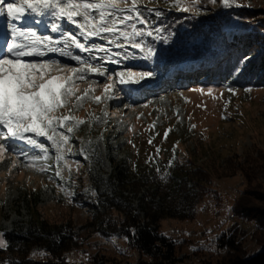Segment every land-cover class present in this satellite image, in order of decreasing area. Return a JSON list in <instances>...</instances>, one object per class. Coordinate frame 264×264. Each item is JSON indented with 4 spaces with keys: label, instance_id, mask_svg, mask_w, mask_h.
Wrapping results in <instances>:
<instances>
[{
    "label": "rangeland",
    "instance_id": "rangeland-1",
    "mask_svg": "<svg viewBox=\"0 0 264 264\" xmlns=\"http://www.w3.org/2000/svg\"><path fill=\"white\" fill-rule=\"evenodd\" d=\"M128 5L131 6V0ZM137 9L139 18L136 11H123L118 18L106 16L109 21L117 19V31L96 36L82 34L76 26L81 24L84 33L92 31L93 24L99 27L100 23L93 19L98 14L95 9L89 10L91 24L80 16L74 17L76 23L66 18L58 20L51 12L43 16L29 13L19 21L0 23V57L15 58L5 50V45L12 42L13 24L60 41L55 45L58 51L54 59L63 68L61 74L72 76L74 94L65 98V107L56 115L75 118L58 129L69 137L64 160L59 163L60 177L55 175V149L45 137L27 134L48 150L46 160L35 159L44 156L38 147L0 139V144L6 147L0 153V243L3 246L6 231L29 221L32 207L29 201L34 202L31 197L38 193L41 195L36 208L44 218L53 222L68 219L79 222L87 218L84 211L72 209L71 195L89 188L93 177L109 175L111 157L131 158L139 163L177 157L206 167L212 164L219 167L234 153L245 150L264 153V88H243L226 80L200 84L199 80L207 72L202 68L206 64L204 57L213 52L221 31L237 32L242 25L252 22L234 13L251 10L264 13V0H235L229 7L224 6L223 0H138ZM124 16L132 19L121 25L119 19ZM213 23L215 32H209L208 24ZM53 24L60 25L58 31H51ZM133 26L142 34L135 35ZM175 30L181 37H172ZM27 35L30 44L32 37ZM70 35L89 51L65 47L63 41ZM134 43L140 44L143 51L133 47ZM60 49L79 55L81 62L61 56ZM21 60L49 61L28 57ZM89 65L97 71L89 72ZM69 68L79 71L69 73ZM99 71L104 75H99ZM122 72L147 75L135 83H120ZM78 75L84 78L78 79ZM104 84L112 86L108 94L104 93ZM97 96L101 97L100 102L96 101ZM77 120L85 122L77 126ZM68 127H72L71 133H67ZM260 181L264 184V176ZM213 188L218 191L219 199L207 197L198 206L194 220L162 221L163 233L178 245L179 264H224L229 253L227 247L220 246L221 240H234V245L242 248L245 260L264 253V228L233 212L236 199L248 188L245 176L237 173L215 179ZM97 253L133 263L139 258L124 239L97 234L67 257L81 263Z\"/></svg>",
    "mask_w": 264,
    "mask_h": 264
},
{
    "label": "trees",
    "instance_id": "trees-1",
    "mask_svg": "<svg viewBox=\"0 0 264 264\" xmlns=\"http://www.w3.org/2000/svg\"><path fill=\"white\" fill-rule=\"evenodd\" d=\"M234 14L252 22L237 32L221 31L213 52L204 57L206 64L202 68L207 72L199 79L200 84L226 80L243 88H264V13L251 10ZM208 25L209 32H215L214 23ZM178 32L172 37H181ZM242 57H248L246 63H240ZM110 162L109 175L93 177L89 188L71 195L72 209L87 213L84 220L50 221L36 208L41 194L31 197L34 202L29 201V221L4 233L6 244L0 246V264H179L178 245L163 233L162 221L194 220L198 206L207 197L219 199L213 181L237 173L245 176L248 188L236 199L233 212L264 228L262 151L234 153L219 167L177 157L155 163L111 157ZM94 234L124 239L139 254L137 262L98 253L81 263L70 261L67 254L81 249ZM221 242L220 246L227 247L229 253L224 264H264V253L245 260L242 248L234 245V240Z\"/></svg>",
    "mask_w": 264,
    "mask_h": 264
},
{
    "label": "snow or ice",
    "instance_id": "snow-or-ice-1",
    "mask_svg": "<svg viewBox=\"0 0 264 264\" xmlns=\"http://www.w3.org/2000/svg\"><path fill=\"white\" fill-rule=\"evenodd\" d=\"M224 6L229 7L235 3V0H223ZM138 0H131V6L128 5V0H0V17H5L8 21H19L26 18L27 14L35 16H43L45 13L51 12L56 18H66L69 22L76 23L74 17L80 16L86 23L89 21L90 11L97 10V16L93 19L100 23L99 27L92 25L93 30L84 33V28L81 24L76 23L78 28H81L82 34L96 36L100 33H112L117 31L116 24L118 14L123 11L139 12L137 9ZM123 5V7H121ZM239 6V5H237ZM182 11H188V8H182ZM159 15V12H157ZM106 16L116 17L111 21L106 19ZM132 19L131 16H124L119 19V24H124L125 21ZM140 23H144L140 20ZM60 28L59 24H53L51 31L56 32ZM133 32L139 36L142 33L136 31L133 26ZM12 42L5 45L8 55L0 57V139L22 141L28 145L40 148L44 152L43 157L35 159H48V150L27 134L32 133L35 137H45L51 142L55 149V161L57 168L55 175L60 177V161L64 160L63 151L68 144L69 137L64 132L58 131L65 127V122L75 119L72 116H60L56 113L59 109L64 108L67 99L73 93L72 76L63 75V68L59 67L57 61H44L40 63L24 62L22 57H42L47 53H55L58 49L55 47L60 41H54L49 36H39L32 29L17 28L12 25ZM30 34L32 39L30 44L18 42L17 37H23ZM125 39H128L127 34H123ZM151 35V32L148 33ZM65 47H74L80 52L89 51L83 43H81L74 35H70L63 41ZM135 48H141L140 44L134 43ZM43 49V50H42ZM101 51L103 49H100ZM141 51L143 49L141 48ZM149 55L151 49L148 50ZM59 54L68 57L72 60L81 62L79 55H73L71 52L63 49L59 50ZM248 57H242L240 63H246ZM59 69V70H58ZM239 67L236 69L238 72ZM69 73H78V69L69 68ZM89 72H96L91 65L88 66ZM99 75L103 76L104 72L99 71ZM145 73H120V83H135L144 79ZM78 79H83V76H77ZM110 84H104V93L108 94L111 91ZM230 91H234L229 89ZM87 91V90H86ZM247 91H251L248 89ZM211 95V92L208 93ZM80 99V97H77ZM97 102H100L101 97H95ZM84 120H77V126L83 124ZM193 127H195L193 125ZM6 130V131H5ZM72 127L67 128V133L72 132ZM167 136V132L165 133ZM151 143V141H149ZM6 151V147L0 144V153ZM159 151V149H157ZM45 169H41L44 171ZM0 246H3L0 243Z\"/></svg>",
    "mask_w": 264,
    "mask_h": 264
},
{
    "label": "bare ground",
    "instance_id": "bare-ground-1",
    "mask_svg": "<svg viewBox=\"0 0 264 264\" xmlns=\"http://www.w3.org/2000/svg\"><path fill=\"white\" fill-rule=\"evenodd\" d=\"M7 22V20H6V18H4V17H0V23H2V22ZM26 22H29L30 23V20L28 21H26ZM1 36V35H0ZM28 35L26 36H23V37H17V39H18V42H21V43H23V44H29V42H28ZM12 39V38H11ZM0 45H1V42H0ZM43 50V49H42ZM23 58H25V57H23ZM28 58H30V59H36V58H44V59H48L49 61H55V59L54 58H56V56H55V53H47L45 56H42V57H28Z\"/></svg>",
    "mask_w": 264,
    "mask_h": 264
}]
</instances>
